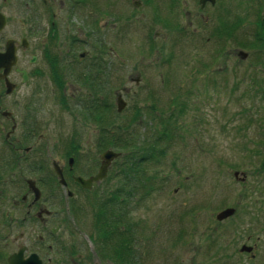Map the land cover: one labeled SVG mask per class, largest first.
Here are the masks:
<instances>
[{"label":"rangeland","instance_id":"374dc122","mask_svg":"<svg viewBox=\"0 0 264 264\" xmlns=\"http://www.w3.org/2000/svg\"><path fill=\"white\" fill-rule=\"evenodd\" d=\"M134 1L111 0L120 12L97 20L106 24L112 50L108 117L125 130V142L135 141L123 151L144 140L155 149L145 165L149 194L135 190L126 205L128 237L136 238L127 264H264V36L257 33L264 32L257 23L264 0H217L219 13L215 6L200 9L198 0L171 7L160 0L153 12ZM118 95L126 102L120 112ZM180 109L175 136L159 137V117ZM117 158L105 188L132 190L131 182L113 177ZM75 200L85 209L82 224L71 221L73 239L88 250L93 202L81 194ZM226 207L235 212L217 220ZM243 244L254 248L242 252Z\"/></svg>","mask_w":264,"mask_h":264},{"label":"flooded vegetation","instance_id":"af4514ba","mask_svg":"<svg viewBox=\"0 0 264 264\" xmlns=\"http://www.w3.org/2000/svg\"><path fill=\"white\" fill-rule=\"evenodd\" d=\"M110 1L0 0V264H110L117 255L127 264L136 239L128 237L127 206L119 242L110 236L111 206H91L88 250L71 223L84 216L76 196L109 192L95 188L102 181L83 188L76 177L96 174L111 149L112 50L106 24L97 23L118 11ZM134 4L153 12L162 3ZM199 6L221 12L217 0Z\"/></svg>","mask_w":264,"mask_h":264},{"label":"trees","instance_id":"16d2710c","mask_svg":"<svg viewBox=\"0 0 264 264\" xmlns=\"http://www.w3.org/2000/svg\"><path fill=\"white\" fill-rule=\"evenodd\" d=\"M171 3V4H170ZM168 6H174L173 0H169ZM263 20L260 22H257L258 25L262 26L264 28V16H261ZM261 29V28H260ZM232 32V29H231ZM260 36H264V32L257 31ZM177 95L174 94V97L172 99L173 104H177ZM152 113V111H150ZM182 109L178 110L176 113L171 112L170 114L159 117V125L160 128V136L159 137H167V136H175L176 129H177V116L181 115ZM163 113V112H162ZM133 118L138 119L137 115H134ZM111 127V130L114 131L111 135L110 139V145L111 148L114 150L121 152V156H119L116 160L118 162L116 168L112 171L113 177L120 176V180H125L126 182H131L130 186L132 187V190L124 189L123 186L118 185L115 189L109 191L103 198L104 200L98 201V204L101 206H111V212L108 213V220L111 221L113 228H120V213L122 212L121 206H126L132 204L131 200L133 197L137 194L135 190H140L141 188L145 190V195L149 194V189H147V180L149 177L146 175V169L145 165L148 160H152L154 158V152L155 149L153 147V144L149 142L150 144L146 145L145 140L139 141L132 149H129L127 153H125L123 150L125 147H130V145L134 144L135 141L134 138L127 140L125 142V130H119L117 127L113 126L115 123L113 122ZM154 125V123H153ZM124 126V125H123ZM115 128L117 130L115 131ZM124 140V141H123ZM152 144V145H151ZM104 150V149H102ZM127 151V150H125ZM161 152L163 149L161 148ZM124 152V153H123ZM262 166L264 167V161L262 162ZM144 172V174H143ZM146 180V182H145ZM137 188V189H136ZM128 213V211H127ZM117 222V223H116ZM130 226H128V231L130 232ZM110 236L114 237L117 236L116 231L113 232L110 231Z\"/></svg>","mask_w":264,"mask_h":264},{"label":"water","instance_id":"95a60500","mask_svg":"<svg viewBox=\"0 0 264 264\" xmlns=\"http://www.w3.org/2000/svg\"><path fill=\"white\" fill-rule=\"evenodd\" d=\"M210 1V2H214L215 0H199L201 5H204L205 2ZM238 56H240L241 58H245L247 56V52L243 51V50H238L237 52ZM117 106H118V111H122L125 106H126V102L125 100L122 98L121 95L117 96ZM120 156L119 152L114 151L113 149H107L105 150L102 154H101V158H102V163L98 169V171L96 172V174L92 175L89 178H83L80 176L76 177V180L81 184V186L83 188H91L92 187V183L96 182L98 180L103 179L106 175H107V169L108 166L110 165L111 161L113 159H115L116 157ZM235 176L238 175V171L234 172ZM59 175L61 177V181L65 184V180L63 179V176L61 174V171H59ZM235 212V208L234 207H226L225 209L219 211L216 214V219L221 221L226 219L227 217H229L230 215H232ZM253 249L252 246L243 244L240 248V250L243 252H251Z\"/></svg>","mask_w":264,"mask_h":264},{"label":"bare ground","instance_id":"6f19581e","mask_svg":"<svg viewBox=\"0 0 264 264\" xmlns=\"http://www.w3.org/2000/svg\"><path fill=\"white\" fill-rule=\"evenodd\" d=\"M113 132H114V131L111 130V132L109 133V134H110V137H111V135H112ZM103 179H104V178H103ZM103 179L98 180V181L95 182V183H98V182L102 181V182H100L99 186H97V187L95 186L96 189H106V188H105V182L103 181ZM92 194H93V195H92ZM93 197L96 198V201H95V204H96V205H94V198H93ZM97 197H98V198H97ZM99 198H100V196H99L98 193L92 192V193H89V194H88V199L91 200V203L93 202V204H92L93 206H97V205H99V204H98Z\"/></svg>","mask_w":264,"mask_h":264}]
</instances>
